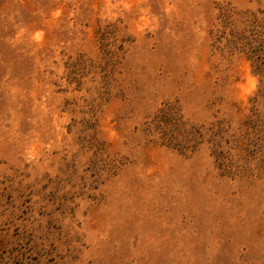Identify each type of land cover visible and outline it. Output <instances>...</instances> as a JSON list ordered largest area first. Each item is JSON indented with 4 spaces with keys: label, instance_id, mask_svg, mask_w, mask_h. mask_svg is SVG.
Instances as JSON below:
<instances>
[{
    "label": "rangeland",
    "instance_id": "1",
    "mask_svg": "<svg viewBox=\"0 0 264 264\" xmlns=\"http://www.w3.org/2000/svg\"><path fill=\"white\" fill-rule=\"evenodd\" d=\"M0 264H264V0H0Z\"/></svg>",
    "mask_w": 264,
    "mask_h": 264
}]
</instances>
